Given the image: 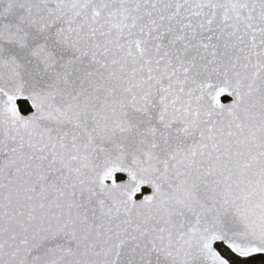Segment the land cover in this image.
I'll use <instances>...</instances> for the list:
<instances>
[{
    "label": "snow or ice",
    "instance_id": "1",
    "mask_svg": "<svg viewBox=\"0 0 264 264\" xmlns=\"http://www.w3.org/2000/svg\"><path fill=\"white\" fill-rule=\"evenodd\" d=\"M0 264H264V0H0Z\"/></svg>",
    "mask_w": 264,
    "mask_h": 264
}]
</instances>
